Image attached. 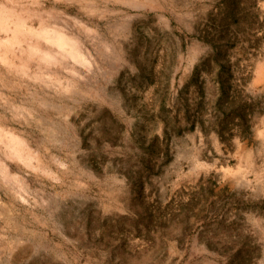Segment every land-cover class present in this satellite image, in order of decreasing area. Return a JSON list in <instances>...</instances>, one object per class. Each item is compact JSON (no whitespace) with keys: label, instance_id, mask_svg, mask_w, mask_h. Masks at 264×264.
<instances>
[{"label":"rangeland","instance_id":"rangeland-1","mask_svg":"<svg viewBox=\"0 0 264 264\" xmlns=\"http://www.w3.org/2000/svg\"><path fill=\"white\" fill-rule=\"evenodd\" d=\"M0 264H264V0H0Z\"/></svg>","mask_w":264,"mask_h":264}]
</instances>
